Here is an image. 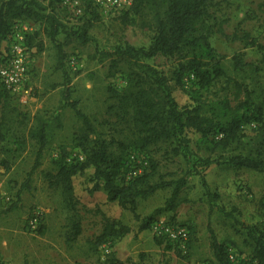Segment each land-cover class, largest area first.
<instances>
[{
  "label": "rangeland",
  "instance_id": "374dc122",
  "mask_svg": "<svg viewBox=\"0 0 264 264\" xmlns=\"http://www.w3.org/2000/svg\"><path fill=\"white\" fill-rule=\"evenodd\" d=\"M5 0H0V4ZM47 13H54L68 31L87 30L90 42L58 37L65 52V71L59 68L57 43L44 29L31 21L22 20L12 26L3 43L0 59L4 58L15 35L26 36L28 50L27 82L21 92H10L11 125L4 140H0V261L2 264H105L114 259L119 264H212L215 262L212 236L226 249L227 256L235 253L245 264H257L250 232L264 233V172L213 165L202 170L208 190L201 177L188 176L181 191L178 207L173 212L160 213L173 194V188L160 190L147 200H140L135 215L122 209L118 202H109L107 192L96 187L94 169L73 178L76 212L67 205L64 193L51 187L49 174H56V162L83 161L77 147L76 133L81 122L73 110L63 108L64 95L70 89L72 99L92 120L103 139H109V92H120L128 85L123 72L114 74L110 59L119 46L129 44L148 49L155 36L150 18H141L131 10H115L97 0H63L50 5L51 0H39ZM209 25V41L222 57L225 77L208 91H202V103L227 99L236 108L252 98L264 99V0H213ZM19 25V26H18ZM247 35L249 38L243 40ZM256 40L257 46L249 45ZM29 41L31 45H29ZM159 55L144 60L166 77L181 106L191 104V93L199 90L198 79L187 70L182 86L176 84L174 73L186 64L189 56ZM124 69V68H123ZM4 99V98H3ZM0 105V121L3 116ZM48 124L47 146L40 167L32 177L29 190L18 194L32 171L39 146L29 135L38 121ZM10 121V120H9ZM256 124L244 128L245 141L253 138ZM190 152L206 158L209 154L199 144L200 135L190 133ZM211 136L210 140L217 139ZM174 143L161 144L147 155L129 147L131 169L122 175L125 182L149 171V159L159 164L155 179L178 181L187 176L188 166L182 155H174ZM16 211H8L15 203ZM40 218L43 233L30 230L34 216ZM73 216H79L82 233L69 244ZM118 221L130 228V233L95 248L103 233L105 219ZM151 221L147 230H141ZM39 226V227H40ZM172 227L188 232L187 240H172L162 229Z\"/></svg>",
  "mask_w": 264,
  "mask_h": 264
},
{
  "label": "trees",
  "instance_id": "16d2710c",
  "mask_svg": "<svg viewBox=\"0 0 264 264\" xmlns=\"http://www.w3.org/2000/svg\"><path fill=\"white\" fill-rule=\"evenodd\" d=\"M63 0H51L50 5ZM213 0H133L131 10L141 18H150L155 36L148 49L135 48L129 44L119 46L113 53H105L110 59L114 74L123 72L128 85L123 92L109 87L108 113L112 120L109 125L110 140L103 139L97 132L92 120L79 108V103L72 99L67 88L63 108H70L81 122L76 133V145L84 155L83 161L66 163L62 158L56 162L57 173L49 174L51 187L60 188L70 209L76 212L73 178L84 174L87 169H94L96 187L107 192L109 202H118L119 206L132 212L136 218L138 203L147 200L160 190L173 188L171 198L159 210L173 212L178 207L181 191L187 186L188 176H199L208 190L202 170L213 165L249 169L264 172V99L255 102L252 98L233 108L225 99L206 107L202 103V91H208L215 83L225 77L222 57L212 48L209 36L212 29L210 7ZM39 0H5L0 4V51L3 43L12 32V26L22 20L40 25L47 36L57 43L58 64L65 71V52L58 37L65 34L68 39H78L82 44L90 42L87 30L68 31L61 20L52 12L47 13ZM249 37L245 35L243 40ZM31 45V42L28 43ZM249 45L257 46L256 40ZM189 56L186 64L179 66L174 73L178 86H182V77L187 70L198 79L199 90L191 93V104L181 106L174 95V89L166 77L154 67L144 62L159 55L165 57ZM2 60L0 59V64ZM124 68V69H123ZM10 92L0 82V105H3V116L0 121V140H4L11 125ZM4 98V99H3ZM10 120V121H9ZM255 123L256 134L245 141L244 128ZM48 124L39 120L37 127L29 129L28 135L38 146V156L27 181L18 194L30 189L32 177L40 167L43 152L47 146ZM190 133L200 135L199 144L209 154L206 158L194 156L189 147L193 143ZM211 136L218 137L210 140ZM174 143V155H182L187 163V176L178 181L155 179L159 164L149 159V171L125 182L122 175L131 167L130 157L125 151L132 147L134 151L152 154L161 144ZM202 169V170H201ZM18 209L17 202L8 210ZM103 233L97 238L94 246L122 238L130 233V228L107 217ZM151 221H145L141 230H147ZM39 233L44 232L42 226ZM82 228L79 216H73L68 243L76 241ZM254 242V259L257 264H264V233L258 235L250 232ZM212 247L215 262L212 264H230L226 249L212 236ZM24 264H29L25 261ZM105 264H119L109 259Z\"/></svg>",
  "mask_w": 264,
  "mask_h": 264
},
{
  "label": "built area",
  "instance_id": "2783aa9c",
  "mask_svg": "<svg viewBox=\"0 0 264 264\" xmlns=\"http://www.w3.org/2000/svg\"><path fill=\"white\" fill-rule=\"evenodd\" d=\"M101 4L110 6L115 10L129 8L133 5V0H97ZM19 26V25H18ZM15 41L12 43L8 54L1 58L0 64V82L11 92L17 93L23 91V86L27 82V60L28 50L26 46V36L23 34H16ZM143 174V173H141ZM138 174V175H141ZM137 175V176H138ZM41 222L38 215L34 216L29 223L30 230L37 231ZM165 233L172 239L181 238L187 240L188 232L183 229L175 230L172 227H163ZM230 264H245L241 262L235 253L228 255ZM0 264L2 262L0 261Z\"/></svg>",
  "mask_w": 264,
  "mask_h": 264
}]
</instances>
